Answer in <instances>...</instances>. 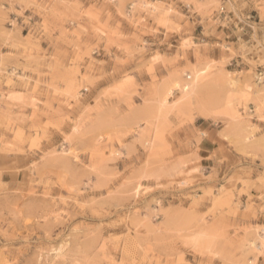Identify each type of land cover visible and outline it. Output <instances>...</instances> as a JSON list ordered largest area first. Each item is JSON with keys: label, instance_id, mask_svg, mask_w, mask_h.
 Returning a JSON list of instances; mask_svg holds the SVG:
<instances>
[{"label": "rangeland", "instance_id": "1", "mask_svg": "<svg viewBox=\"0 0 264 264\" xmlns=\"http://www.w3.org/2000/svg\"><path fill=\"white\" fill-rule=\"evenodd\" d=\"M0 264H264V0H0Z\"/></svg>", "mask_w": 264, "mask_h": 264}, {"label": "bare ground", "instance_id": "2", "mask_svg": "<svg viewBox=\"0 0 264 264\" xmlns=\"http://www.w3.org/2000/svg\"><path fill=\"white\" fill-rule=\"evenodd\" d=\"M167 85V84H166ZM175 85H176V83H175ZM170 86V85H169ZM165 88V87H164ZM172 89V88H171ZM171 89H167L166 90V93L167 94H170L171 93ZM187 88L186 87H184V90H186ZM164 99H166V97H164Z\"/></svg>", "mask_w": 264, "mask_h": 264}, {"label": "built area", "instance_id": "3", "mask_svg": "<svg viewBox=\"0 0 264 264\" xmlns=\"http://www.w3.org/2000/svg\"><path fill=\"white\" fill-rule=\"evenodd\" d=\"M189 77V76H188Z\"/></svg>", "mask_w": 264, "mask_h": 264}]
</instances>
